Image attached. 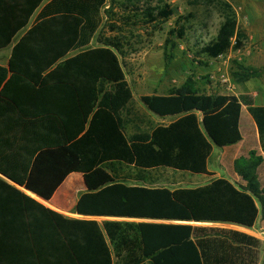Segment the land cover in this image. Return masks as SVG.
I'll return each mask as SVG.
<instances>
[{
	"label": "trees",
	"instance_id": "trees-1",
	"mask_svg": "<svg viewBox=\"0 0 264 264\" xmlns=\"http://www.w3.org/2000/svg\"><path fill=\"white\" fill-rule=\"evenodd\" d=\"M5 1L20 18L13 36L41 10L14 46L8 69L0 67V174L20 187L0 177V264H261V240L188 224L251 229L264 217L258 174L264 159L256 152L235 161L244 187L225 178L196 188L154 185L168 169L213 176L214 146L242 140L243 106L264 151V107L249 95L202 93L190 78L168 95L141 98L155 115L178 120L129 136L122 119L133 100L121 60L125 43L113 37L89 48L107 0ZM217 7L223 21L216 37L194 46L208 60L242 49L247 38L232 4L220 0ZM160 10L166 18L172 14ZM178 32L187 39L185 27ZM75 50L82 51L65 59ZM234 65L233 82L258 73L237 60ZM72 173L82 174L87 188L77 214L185 224L69 219L21 189L50 201Z\"/></svg>",
	"mask_w": 264,
	"mask_h": 264
},
{
	"label": "rangeland",
	"instance_id": "rangeland-1",
	"mask_svg": "<svg viewBox=\"0 0 264 264\" xmlns=\"http://www.w3.org/2000/svg\"><path fill=\"white\" fill-rule=\"evenodd\" d=\"M219 1L107 0L102 11V25L95 40L101 43L106 38L119 37L125 43L121 60L127 81L136 94L129 108L133 122L126 125V133L129 136L141 131L151 132L157 125L146 113L141 101L143 95L170 94L190 78L197 81L202 93L239 95L240 91H230L229 84L223 82V78L230 77L236 68L234 56L208 60L195 55L199 48L194 46L198 42L207 43L218 33L223 21L217 7ZM224 1L236 4L243 0ZM154 8L156 10L152 13L153 17L147 16V11ZM161 8H166L172 14L166 18L161 14ZM257 8H264V0L259 1ZM260 14L264 17V12ZM182 27L186 29L187 39L184 40L178 38V31ZM171 31L175 33L171 35ZM227 61L229 64L225 65ZM207 89L210 91H203ZM140 117L144 119L140 124L142 129L136 127L139 122H135V119ZM247 119L252 117L247 110H243L241 124L245 125ZM243 146H214L208 162L214 176L164 170L161 172L160 183L154 187H166L171 190L196 188L217 178H225L237 186L244 187L242 178L235 170L236 160L233 152ZM260 181L264 185V177H261Z\"/></svg>",
	"mask_w": 264,
	"mask_h": 264
},
{
	"label": "crops",
	"instance_id": "crops-1",
	"mask_svg": "<svg viewBox=\"0 0 264 264\" xmlns=\"http://www.w3.org/2000/svg\"><path fill=\"white\" fill-rule=\"evenodd\" d=\"M47 1L49 0H46L45 3ZM259 1L260 0H243L240 3H236V4L231 3L237 14L238 27L239 29L245 32V34L247 35V38L244 42V46L242 49L237 50V51H230L228 55L234 56L236 58L235 60H237L238 63L244 65L245 67H251V68L258 70V73L256 76L251 77L244 82L237 83V82H233L232 80H230V83L232 82L234 91H240L239 95L237 96L249 95L253 98L255 106L264 107V17L260 14V12H264V8H257ZM40 10L41 8L35 11L33 15L31 16V18L29 19L27 26L17 31V34L13 36L12 34L14 30L13 23L16 24L20 22V18L19 17L13 18V16L11 15L8 9L6 1L0 0V67L8 69L9 61L12 56L14 46L21 39V37L35 24V21L37 19V16ZM98 33L99 32H97V34ZM97 34L95 38H93V40L89 44V48H97V47L102 46L101 43L95 40L97 37ZM81 51L82 50L72 51L69 53V55L65 59L72 58L76 56L78 53H80ZM227 64H229V61L225 62V65ZM230 79H231V76H230ZM203 91H210V90L207 89ZM132 92H133V100H134L136 97V94L134 93V91ZM207 94H213V93L208 92ZM219 94H222V93H219ZM148 95L163 96V95H168V94L153 93V94H147L143 96H148ZM131 104H129L128 109L122 112V119L124 121L125 127L127 124L129 125L130 123L133 122V119H131L130 117L131 109H129L131 108ZM143 106L146 109V113L148 116H150L151 120L157 123V125L153 129L159 126H169L171 123H173L174 121L180 118L179 116H169V117L162 118L156 115L158 117L157 118L154 116L155 114L152 113L144 104ZM243 110H247L248 113L250 114L246 106H243L242 112ZM199 116L201 118L200 114ZM250 116L252 117V119H247L245 122V125H242L241 120H240V131L242 135V140L237 144H242L244 146L237 150H233V152L235 153V160H239L242 158H248L249 154L253 151L256 152L258 156H261L264 159V151L261 146L259 128L253 116L251 114ZM241 118H242V114H241ZM142 121H144L142 117L136 118L135 122H139L138 126L136 127H140L142 129V127L140 126ZM233 146L234 145H231L228 147H233ZM211 157H212V154H211ZM208 169L210 171V167H208ZM168 170H171V169H168ZM258 174H259V178L264 177V162L259 167ZM0 177L8 181L11 185L17 188H20L17 185L13 184L8 179L1 176V174H0ZM160 181H161V177H160ZM160 181L157 184H159ZM80 184L85 185L83 175L80 173L70 174L66 178V180L61 184V186L58 188L57 192L55 193V195L50 201H45L39 198L38 196L34 195L33 193L25 190L24 188H21V189L22 191L30 195L32 198L36 199L38 202L42 203L46 207L62 214L64 217H67L69 219H76V220H82V221L83 220H95L98 223H100V225H102L103 222L105 221H120V222L136 221V222L178 223V224L184 223L180 221L129 219V218H119V217H106V216H86V215L77 214L75 212L76 204L79 198L81 197V195L87 192L86 186H82V185L80 186ZM129 184L130 185H141L136 182H131ZM242 184L246 185L244 181L242 182ZM188 224H191L194 226L235 230V231L248 234L250 236H253L261 240L263 243V249H262L261 256H260V259H261L260 263L264 264V217L263 216L261 215L259 216L255 226L251 229H248V228H245L239 225H235V224H229V223L190 222Z\"/></svg>",
	"mask_w": 264,
	"mask_h": 264
},
{
	"label": "built area",
	"instance_id": "built-area-1",
	"mask_svg": "<svg viewBox=\"0 0 264 264\" xmlns=\"http://www.w3.org/2000/svg\"><path fill=\"white\" fill-rule=\"evenodd\" d=\"M226 56H221V57H219V59H224ZM223 82H225V83H228L229 85V89H230V91H234V87H233V85L230 83V77H225V78H223Z\"/></svg>",
	"mask_w": 264,
	"mask_h": 264
},
{
	"label": "water",
	"instance_id": "water-1",
	"mask_svg": "<svg viewBox=\"0 0 264 264\" xmlns=\"http://www.w3.org/2000/svg\"><path fill=\"white\" fill-rule=\"evenodd\" d=\"M1 176H3V175H1ZM4 177V176H3ZM4 178H6V177H4ZM7 179V178H6Z\"/></svg>",
	"mask_w": 264,
	"mask_h": 264
}]
</instances>
